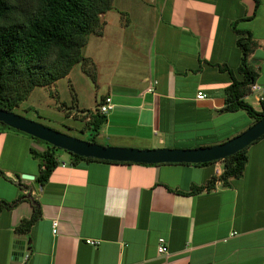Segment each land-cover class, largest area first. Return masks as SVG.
Listing matches in <instances>:
<instances>
[{"label":"crops","instance_id":"crops-1","mask_svg":"<svg viewBox=\"0 0 264 264\" xmlns=\"http://www.w3.org/2000/svg\"><path fill=\"white\" fill-rule=\"evenodd\" d=\"M101 20V34H90L83 51L95 65L93 104L81 102L73 69L66 78L79 109L112 97L114 109L97 134L102 144L210 146L255 122L244 110H222L231 78L221 67L242 79L233 26L249 31L257 42L249 55L254 84L264 88V0H112ZM250 89L243 99L259 111ZM31 148L46 145L0 128V201L25 196L0 208V264H264V135L247 147L243 173L228 185L218 179L221 161L73 162L57 153L41 184ZM212 177L211 189L189 193ZM30 199L41 217L19 233L33 211ZM160 238L167 254L157 251Z\"/></svg>","mask_w":264,"mask_h":264},{"label":"trees","instance_id":"trees-1","mask_svg":"<svg viewBox=\"0 0 264 264\" xmlns=\"http://www.w3.org/2000/svg\"><path fill=\"white\" fill-rule=\"evenodd\" d=\"M111 8L112 0H0V108L12 111L33 87L49 85L65 77L75 64L89 61L90 58L83 52L88 37L90 34H101V14ZM233 29L239 35L236 44L241 50V60L237 72L242 75V79L238 80L232 69L221 67L231 78L230 85L225 88V106L222 110H244L256 121L264 116V100L261 101V109L258 111L243 96L257 77V72L249 61V55L256 48L257 42L249 31L238 30L234 26ZM90 63L93 70L89 71V75L95 80V65L91 59ZM83 111L89 117L88 123L90 130L94 132L93 136L97 135L106 122V115L99 112L97 105L79 112ZM0 128L18 131L2 122ZM28 136L46 145L43 152L30 149L31 155L39 161L36 181L43 184L57 165L55 153L58 148ZM93 136L89 141L96 142ZM246 152L247 147L221 160L222 171L218 179L223 184L228 185L231 178L242 175L247 162ZM68 153L73 162H118ZM214 162L216 161L193 164L206 165ZM0 173L3 174L1 170ZM215 180L212 177L205 186L193 187L189 193L211 189ZM23 198L25 196H19L11 202L0 201V208L11 209ZM30 202L33 207L32 214L15 228L19 233H27L41 217L39 202L34 199H30Z\"/></svg>","mask_w":264,"mask_h":264},{"label":"water","instance_id":"water-1","mask_svg":"<svg viewBox=\"0 0 264 264\" xmlns=\"http://www.w3.org/2000/svg\"><path fill=\"white\" fill-rule=\"evenodd\" d=\"M0 122L50 145L85 158L139 164L204 163L222 159L248 147L264 135V116L226 141L210 146L136 148L103 145L67 135L0 108ZM31 179V175H22Z\"/></svg>","mask_w":264,"mask_h":264},{"label":"rangeland","instance_id":"rangeland-1","mask_svg":"<svg viewBox=\"0 0 264 264\" xmlns=\"http://www.w3.org/2000/svg\"><path fill=\"white\" fill-rule=\"evenodd\" d=\"M71 69H73L72 80L77 82L79 87H83V89L80 88L81 102L93 104L95 80L89 75V71L93 70L90 59L75 64ZM66 76L49 85L33 87L26 98L14 106L12 111L67 135L89 141L94 134L90 130L89 117L84 111L79 112L85 109H79L76 91L72 87L71 80ZM93 137L99 144L105 140L97 135ZM56 151L57 155L70 156L65 150L58 148Z\"/></svg>","mask_w":264,"mask_h":264},{"label":"built area","instance_id":"built-area-1","mask_svg":"<svg viewBox=\"0 0 264 264\" xmlns=\"http://www.w3.org/2000/svg\"><path fill=\"white\" fill-rule=\"evenodd\" d=\"M250 90H255L258 92L257 100L259 103L264 100V88L260 85H255L254 83L251 85ZM148 91H151L149 88ZM205 97V95L202 92L197 93V98L202 99ZM97 109L101 114L107 115L111 110L114 109V103L112 101V97L110 95L105 96L98 104H97ZM216 172L221 173L219 169L216 170ZM52 231L53 233H56L57 231V221H53L52 223ZM86 243L92 244V245H97L98 241H94L91 239H86ZM157 251L159 254H167V247L165 246V241L163 238L159 239V246L157 248ZM28 255H26L27 257ZM25 257V258H26Z\"/></svg>","mask_w":264,"mask_h":264}]
</instances>
